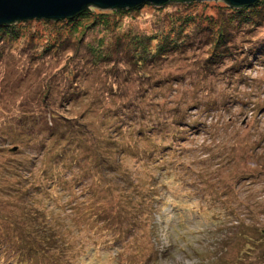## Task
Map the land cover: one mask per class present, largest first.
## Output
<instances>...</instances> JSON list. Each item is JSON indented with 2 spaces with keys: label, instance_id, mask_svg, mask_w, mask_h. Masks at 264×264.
Returning <instances> with one entry per match:
<instances>
[{
  "label": "rangeland",
  "instance_id": "obj_1",
  "mask_svg": "<svg viewBox=\"0 0 264 264\" xmlns=\"http://www.w3.org/2000/svg\"><path fill=\"white\" fill-rule=\"evenodd\" d=\"M234 8L224 0L146 4L114 13L108 34L97 28L44 57L32 56L40 46L22 36L4 43L0 133L25 125L31 134L0 142V264L25 263L19 248L50 264L33 244L59 254L58 264H129L130 245L146 264H264V60L236 73L233 58L218 73L200 62L219 33L231 31L234 43L218 54L255 49L264 4L253 8L255 26ZM188 18L190 35L181 37L192 44L154 67L126 51L86 62V41L172 38L186 31L171 21ZM32 21L20 24L25 32L42 29ZM181 108L186 124L175 121ZM126 111L133 120L108 134L109 118ZM117 131L124 135L114 144ZM55 177L69 188L57 190Z\"/></svg>",
  "mask_w": 264,
  "mask_h": 264
},
{
  "label": "trees",
  "instance_id": "obj_2",
  "mask_svg": "<svg viewBox=\"0 0 264 264\" xmlns=\"http://www.w3.org/2000/svg\"><path fill=\"white\" fill-rule=\"evenodd\" d=\"M261 4H264V0H260ZM170 2L166 3L165 5L169 4ZM190 3V2H189ZM259 3V1L257 2ZM257 3H254L250 6H243V7H233L236 10L241 11V14H243V12H246V14H244L245 16H249V18H247L246 20V25H254L257 24L256 21L263 20L264 17V10H263V15L261 16V18H259L257 15H253V8L255 7V5ZM144 6V5H143ZM164 6V5H163ZM142 6H139L137 8L134 9H120V10H114V11H110V12H105L104 10H100L96 7L90 6L88 9H86L85 11L80 12L79 14L75 15L72 18H68V19H64V20H45V19H35L32 22H35L37 24V26L41 25L42 29L41 30H33V29H29L26 30V32L23 30V27L21 25L26 24L25 21L21 22H16L13 24H9V25H0V58H3L6 54L2 53V49H4V43L5 42H10V40H13V42H15L17 39L21 38L22 36V40L27 43V44H31V42H34L36 45H39V49H35L33 55H41L42 57L50 55L52 53L58 52L60 47L62 46L61 44H63L65 42V40H71L72 38L74 39V37L76 36H84L85 34H87L88 32H92V31H96L97 28H101L103 31V33L108 34L109 33V26L111 25H116L117 20L120 17H116L114 16V13L117 15L118 13L120 14H130L131 12H135L137 10H139ZM243 11V12H242ZM116 17V19L114 18ZM256 17H258L259 19H255ZM259 20V21H260ZM174 25V27L178 30H185L186 33H182L180 35V32L176 33L174 36L168 37L165 34H162V36L158 37L156 34V38H153L152 40H150V37H143V38H139V39H133L134 42H132L131 44H129L130 39L126 38L125 40L120 39L118 36H116L113 40H110L108 42H105L104 40L98 39V40H89L86 41L88 47L91 50V56L89 57L88 60H86L87 64H93V65H99L103 62H107V59H109V57L116 52H124L127 53L128 55H133L131 57L137 58V54H141V57L145 58V59H149L151 60V64H153V67L156 65V59H158L159 57L161 59H166L168 57V55H170L173 52L179 51L183 48H185L186 46H189L192 44V41H185L183 40V38L181 36H189L190 33H187L188 30L191 27V24L193 21L192 19H184V20H180V19H174L171 21ZM186 22V23H185ZM238 22H242L241 19L235 18V22L234 25H237ZM21 24V25H20ZM253 26V27H254ZM247 27V26H246ZM250 27V28H253ZM26 29V28H25ZM178 34V35H177ZM229 34H232L231 31L228 32L226 35H223L222 33H219V38L216 37V41H214V47L213 50L212 49V44L210 45V51L208 49L206 50V52L204 53V57L200 60L201 64L204 63L207 65L209 64L210 67V63H212V65L215 66L214 69H212L211 71L214 73H218L219 72V64H223L224 61L228 58V59H232L233 58V65L231 67L232 72L236 73L237 70H241L244 71L245 69H247L248 66H250L253 60H255V63H259V62H263L264 59H262V55H264V34L263 35H258L256 42L254 43L255 49H249V51L245 52L244 48H241L239 51L233 52L232 50L230 51V53H226L225 55H221L218 54V52L226 47H230L231 44L234 43V40L229 39V41H227V37ZM131 37V36H130ZM261 40V41H260ZM151 41H155L156 42V47H150V42ZM258 41H260L259 44H256ZM12 44V42H10ZM61 45V46H60ZM158 45V46H157ZM12 46V45H11ZM247 48L249 46H246ZM189 48V47H188ZM187 48V49H188ZM127 49V50H126ZM133 49V50H132ZM183 52V51H182ZM181 53V52H178ZM157 54L159 56H157ZM177 54V53H176ZM174 54V55H176ZM214 56V57H213ZM213 57V59H211ZM129 58V57H127ZM257 58H259V60H257ZM143 59V60H145ZM211 59V60H210ZM210 60V61H209ZM95 63V64H94ZM256 64V65H257ZM137 66H142L143 68L147 67V63H145V61L140 60V62H138ZM85 68V67H84ZM83 67L80 68V70L84 69ZM141 68V70L143 69ZM140 70V69H139ZM79 71V69L77 70V72ZM242 74H244V72H242ZM164 76L161 75V78ZM173 77V76H170ZM215 77V76H214ZM77 86V85H75ZM73 91L71 90L70 93H72ZM68 102H70L69 100L65 101V104H67ZM187 111H184L181 108V111H179L178 115L175 118V121H177L178 123H182V124H186L187 122L184 121L185 119V114ZM54 114H52L51 116H49L50 118H54ZM127 116V119L126 117ZM133 118L131 117V114H129L128 111H126L125 113H122V117H117V118H109V132L108 134L113 133V131L117 130L118 128H120L123 125H126L127 122L132 121ZM50 120H46V124L45 126L48 125V122ZM25 125H23V128H12V129H8L2 133H0V142H6L12 138H25V136H28L29 134H31V131H26ZM56 126V125H55ZM188 126H192L190 123ZM193 127V126H192ZM201 130H198L196 133H199ZM61 133L58 134V136L56 138H59V135L61 137H63L65 135V131H63L62 128H60ZM124 135V131H117L116 133H114V140L112 141L114 144L118 143L117 140L120 139L122 136ZM24 136V137H22ZM167 148V147H166ZM0 150H2V147H0ZM140 157H142V155H140ZM144 157H146V155L143 154L142 160H144ZM19 163H22L19 161ZM26 165V164H24ZM20 167V168H18ZM18 167H15V169L17 170H23L25 167L23 165H18ZM164 168H162L163 170ZM52 184H55L57 187V190H65L67 188H69L67 181H61V178L55 177L52 182ZM32 187V186H30ZM30 187H28L30 189ZM21 190H24L26 193L29 192L28 189L25 190V188H20ZM19 190V189H18ZM20 190V191H21ZM37 193L36 192H32V196H35ZM55 201V200H53ZM109 210V208H106ZM103 214H99V216H102ZM92 218V220H94L93 222H95V220L98 218L96 217H88L86 222L90 221V219ZM100 220V219H99ZM99 227V226H98ZM105 228V227H104ZM264 232V229L262 230ZM132 236V235H130ZM119 235H115V237H112L110 235V239L113 238L114 242H116L119 239ZM53 246V245H52ZM34 249V253L36 256H40L41 253H43V258L49 259L50 264H58L60 262L59 259V254L57 255H53L51 253L47 254L43 251V248L40 246H36L33 244ZM21 250L20 251V257L24 258L25 263L23 264H40V262H38L36 260L35 257H32L29 252L25 253L22 249H18ZM49 250L51 251H55L56 253H58L57 251L59 249H54L49 247ZM129 250L131 252H136L133 255V259L131 254L129 255V264H146L145 261H143V259L145 257H149L146 256L144 254H141L139 252V248H136L134 246H129ZM49 264V263H48Z\"/></svg>",
  "mask_w": 264,
  "mask_h": 264
},
{
  "label": "water",
  "instance_id": "obj_3",
  "mask_svg": "<svg viewBox=\"0 0 264 264\" xmlns=\"http://www.w3.org/2000/svg\"><path fill=\"white\" fill-rule=\"evenodd\" d=\"M171 1L197 0H0V25L35 19L64 20L90 6L100 10L134 9L146 4L165 5ZM233 7L250 6L260 0H224Z\"/></svg>",
  "mask_w": 264,
  "mask_h": 264
}]
</instances>
